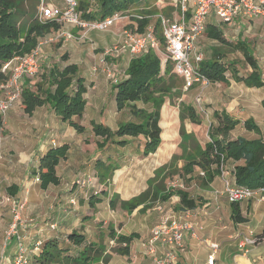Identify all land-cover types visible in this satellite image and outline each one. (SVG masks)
Masks as SVG:
<instances>
[{
	"label": "trees",
	"instance_id": "16d2710c",
	"mask_svg": "<svg viewBox=\"0 0 264 264\" xmlns=\"http://www.w3.org/2000/svg\"><path fill=\"white\" fill-rule=\"evenodd\" d=\"M76 0V10L80 12L84 20H103L116 12H126L134 6L146 4L148 0ZM41 0H0V84L6 81L8 74L1 72L4 63L15 57L30 53L36 46L39 37L58 29L54 21L40 23L38 20ZM173 10L169 6L165 15ZM143 11V10H142ZM142 15H150L148 11L140 12ZM148 17V16H147ZM149 22L144 19L139 22V30ZM158 29V24L156 25ZM208 39L215 44L208 47L209 55L204 57L200 64L201 73L210 83L227 82L226 74L246 88H264L262 71L254 57L253 49L244 39L238 38L231 42L224 37L222 31L213 25H207ZM160 39V37H159ZM239 51L244 62L250 69L247 76H240L234 62H224L230 53ZM65 59V58H64ZM172 72L171 64L162 66L161 61L154 51L131 58L124 76L112 85L113 96L118 111L128 109L136 121L122 122L112 131L103 124L91 123V129L95 136L101 138L102 143L98 148H104L109 142L124 147L127 144L125 138L138 139L142 137V156L147 157L156 152L161 143L160 111L166 99L170 97L180 98L182 80ZM86 92L84 79L78 75L76 65L60 67L53 65L41 74L38 82L31 84L26 80L21 94V109L30 116L33 111L41 106H49L63 122L73 128L77 134L84 132V127L75 121L81 119L86 104L83 95ZM137 103L150 104V111L137 107ZM264 110V100L261 101ZM180 137L185 136L183 121L200 125L202 120L192 105L179 103ZM214 122L209 125L208 141L201 148L196 142L194 150L196 154L184 156L181 168L182 174L188 176L194 169L203 173L201 186L207 189L215 177L220 176V164L228 163L232 166L231 173L235 185L247 187L251 190L263 189L264 196V130H262L252 118H246L240 122L226 111L213 112ZM242 123L244 129L257 135L256 139L247 140L242 137L229 138L230 132ZM3 119L0 115V136L4 134ZM115 138L117 140H115ZM68 145L49 149L39 159L38 177L40 188L47 189L50 185H58L59 178L56 175V166L66 158ZM181 159V155L172 159ZM171 162V161H170ZM169 162V163H170ZM163 165L154 172V177L147 181V189L137 196L121 201L123 210L132 211L142 206L141 211L151 207L156 202H165L172 196L179 198L176 205L178 211L195 210L200 202L190 198L189 194L180 188H171L166 185L169 165ZM117 167L101 165L98 168L99 181L105 182L112 177ZM114 200H110L113 207ZM230 221L236 224L246 223L248 220L242 215L239 202L230 204ZM50 228V227H49ZM109 236L115 238V246L111 251L117 255L128 256L130 243L136 237L115 236L110 231ZM71 245L78 248L75 255H71L68 249L60 247L57 240L51 239L42 244V250L38 257H34V264H88L103 258L105 261V248L100 244L86 241V238L78 233L71 232L66 236Z\"/></svg>",
	"mask_w": 264,
	"mask_h": 264
},
{
	"label": "crops",
	"instance_id": "0c3cea01",
	"mask_svg": "<svg viewBox=\"0 0 264 264\" xmlns=\"http://www.w3.org/2000/svg\"><path fill=\"white\" fill-rule=\"evenodd\" d=\"M240 20L241 19H235L231 23H228V25L239 24ZM218 24V20L213 16L208 18L207 25H213L219 28ZM219 29L223 33V30L221 28ZM76 30L77 29H73L75 33ZM118 31L117 34L114 30L104 33L90 32L88 33V37L92 43H94L92 45L95 48L102 50L105 47L107 48V46H112L120 40V34ZM200 38L197 41L198 46L201 41ZM226 39L234 42V40L229 38ZM63 46L66 47L68 54L65 63L60 67L62 68L67 65L77 66L78 75L84 79V85L86 88L83 98L87 99L86 97L90 90L94 92V89H99V91L101 90L103 93L109 91L112 94V106L110 105L111 108L104 109V112H106V110L107 112L112 111V108L117 112H121L117 110L113 96L114 92L112 85L116 82H114L113 79H109L111 77H108L106 73L103 72V68L99 69L97 67L98 71H102L107 79L111 81L110 87H107V79L105 76H103L102 73H97V70L93 71V68L96 67V61L94 60L95 57L91 54V46L89 44L80 45V42H74L73 40L67 41V43L65 41ZM121 60L125 61V66L127 67L130 57L128 54H124ZM108 62H110V60H108ZM114 70L115 69L113 68V71ZM113 77L120 78L119 74L116 73H113ZM102 88H110L111 90L104 91ZM194 88L198 89L199 87L195 86L192 89ZM101 91L100 93H102ZM87 105L88 102L86 101L83 115L81 117V125L83 127L86 120L85 117H90L86 114V110L89 109L95 113L98 112V117L96 114H92L90 118H87L90 125L91 123L103 124L109 127L112 131L117 128L113 129V127H111L113 125L108 120L110 118L109 115L108 118H102L103 105L98 104L97 109L95 106L88 108ZM167 112L168 109L162 106L159 122L161 128V143L155 153L143 157V146L141 144L139 147L136 145H129V140H132V138L127 137L125 138L127 144L124 147L115 144H107L104 148L98 149V152L94 157L89 160L91 164V167L89 168H91V171L81 169L85 165V162L83 164V161H85V155L82 161L72 160L70 155L71 147L69 141L66 140V136L72 137L75 135L76 131L71 128L67 122H63L49 106L45 105L36 108L30 116L24 114L21 109V113H23L27 119H22L21 116L17 114V109L15 108L8 112L6 122L4 120L5 118L2 117L3 127L5 129L9 127L17 128L15 132H17L21 148L23 149L20 148L17 158L7 160V155H5L6 149L4 148L5 145L0 142V264L11 263L16 252L17 243L20 241L24 246L30 249L37 240H41L45 243L48 240L54 239L58 241L60 247L68 249L69 254L75 255L79 249L71 245L66 238L71 232H78L86 238L87 242L100 244L105 248V257H107L106 261L101 258L88 264H151L149 257L145 254L143 244L150 235L153 226L156 225L164 215L171 214L170 209L168 210L166 208L167 204H175L176 206L179 198L177 196H172L165 202L157 203L160 210L157 206L156 208L153 206L152 208L146 209L144 212L141 211L143 205L132 211L123 210L120 206V202L127 201L144 191L147 188V180L150 177H153V172L157 168L163 166V161L170 159L175 152L176 146L173 143L176 141L177 130L169 135L167 132L164 133V128L162 126V119L167 117ZM226 112L240 122L244 120L240 119L237 115L230 114L228 111ZM211 122L215 123L213 117ZM240 125H242V123L238 124L236 127ZM235 128L229 134L230 139L240 137L231 136V133ZM95 139V143L102 141L98 136H95ZM63 144H68L69 148L65 160L60 161L56 166V175L59 178V184L55 186L50 185L47 189L42 190L40 188L38 177L39 159L49 149L59 147ZM127 145L131 146L129 149L132 151L135 158L133 159V161H135L133 167H136L135 176L126 175L125 177L114 179V173L116 171L114 170L111 179L106 180L105 182L99 181V175L97 173L99 166L106 165L109 166V169L112 166L119 167L117 165L119 163L117 159H120V157H118L120 156V152L117 149H125ZM82 152H85V148H82ZM114 152L117 154H114ZM153 157L160 158L153 160ZM74 164L78 166L77 169L83 170L82 175L76 176L72 171V165ZM65 169H67V171L63 174V170ZM89 174H93V176H95L94 179H96L98 183V186L93 187V189L87 187L81 188L77 185L73 186L64 182L65 180L70 181L71 177L74 178L75 176L80 177ZM220 184H222V186H220ZM213 185L217 186L218 190L209 193L207 199L204 197V199L207 200L206 202L199 198L200 205L197 209L192 210V212H197L198 210L202 211V208L198 209L201 206H209L210 208L211 213L206 216L200 214V218L195 221V224L196 226L200 224V227L206 230L209 234L208 237L213 238L214 240H216L217 237L221 238L219 243L220 247L215 255L214 264H254L255 260H252L251 262L249 258H246L244 253L242 255L235 254V251L228 248L230 243L223 244V242H230V239L233 238L235 234L233 231L234 229L240 230L239 228H246L250 224L249 217L246 215L249 206L248 201L240 202L242 215L248 221L243 224L234 225L229 219L230 202H228L225 194L222 195L221 193H216L223 189V182L220 176L215 177L209 184L208 188L211 187V189H213ZM58 188L60 189L58 190ZM6 197L19 200L20 202L24 201V199L26 200L23 211L21 212V219L24 224H22L23 226H19L16 233L11 236H7V233L13 219L12 205L5 201ZM111 199L114 200L113 207L110 206ZM244 204H246V211H243ZM213 209L215 210L214 212L212 211ZM142 214L145 216L141 217ZM145 218H147L146 222H144ZM222 220H226L227 225L230 224L232 226L231 229L225 227L227 225L226 223H223ZM50 225H54V228H49ZM110 231H113L116 237L120 235H136L130 243L128 256L117 255L111 251L116 244L114 243V246H111L110 244L112 240H115V238L109 236ZM195 240L190 234L185 235L184 241L187 245V249L192 250V252L197 245ZM206 240L207 239L203 240V242ZM238 248V252H241L242 249L240 247ZM203 250L206 257L205 261H202L201 264H206L210 250L207 245ZM192 252L186 253L183 257L180 254L178 264H189ZM31 264H34V259H32Z\"/></svg>",
	"mask_w": 264,
	"mask_h": 264
},
{
	"label": "rangeland",
	"instance_id": "374dc122",
	"mask_svg": "<svg viewBox=\"0 0 264 264\" xmlns=\"http://www.w3.org/2000/svg\"><path fill=\"white\" fill-rule=\"evenodd\" d=\"M42 1L47 5H54V6H59V7L63 6V0H42ZM89 3L91 5L94 4L92 0ZM169 6H171L170 0H148L146 4L141 3L140 5L134 6L128 11L131 12L132 14H142L140 12L148 11L150 13V15H147V16H150L149 22L154 23L155 15L160 13V11L166 12ZM227 25L220 23V22L218 24L219 28L223 30L224 36L226 38H229L234 41H236L238 38H241L249 43L250 47L253 49L254 57L262 71V78L264 80V21L261 19L240 20L239 24H231L228 26ZM133 28H134V24L131 21H124V22H119L115 24L108 30L103 31V33L108 32L110 30H114V32L117 34V31L119 30L118 33L121 34L123 30H129ZM71 32H72V38L69 40H64L63 38H60L54 41H49L50 38L54 37L55 30L38 38L37 43L38 42L42 43L40 50H39V57H38V62H39L38 65H39L40 73L37 77L29 80L31 81V84L38 82L41 74L47 71L48 68H50L51 66L55 64L62 66L65 63L66 57L68 54L66 47L63 46L65 41L67 43V41L73 40L74 42H80V45L89 44L91 46L92 44H94L89 39L88 35L86 39H81L78 35V30H76V33L73 30H71ZM207 32L208 31L206 30L203 36L200 38L201 41L199 43L201 51L203 52V57H206L209 55L208 47L215 44L214 42H211L208 39ZM91 48H92L91 54L95 57L94 60L96 61V64H95L96 68L97 67L99 69L103 68L104 70L105 68L103 64L98 63L99 62L98 60L102 56V53L106 47L101 50V49L95 48L92 45ZM158 54L157 56L159 57V59L160 57L162 58V55L160 54L158 55ZM121 59H122V56H120L116 60L113 59L110 62H107L108 66L106 65L107 68H112L111 70L112 77L109 79H113V81H116V82L121 80V78L124 76L125 69H126L125 61H124L125 59L123 61ZM227 61L236 63V68L240 76H247L250 73V69L247 66V64L244 62L243 56L239 51L230 53L226 57L224 62H227ZM161 64L165 68L166 65L171 64V61L166 59L165 63L161 62ZM113 68L115 69L114 71H113ZM103 72L100 70L98 71L97 69V73L99 74L102 73V75L105 76V78L107 79L106 75L104 74L105 72L104 73ZM113 73L119 74L120 78L113 77ZM226 76L229 78L227 82L209 83L204 88L199 87L198 89L194 88V89H189L188 91H183L182 85H181L180 98H177L175 96L173 98L170 97L169 99L165 100V103L163 105L164 107L168 109L167 117L165 119H162L163 120L162 126L164 128V133L167 132L170 135L173 133V131L175 132L177 130V137L175 138L176 141L173 143L176 146L175 152L170 157V159H166L163 161L164 162L163 165L168 164L170 161L171 162L169 164L172 163L171 165H169L170 167L168 168V171L170 172V174L167 177L166 185L171 188H177V186H180L179 188L181 190L187 192L191 198H194L199 202H200V200H198L199 198H201L202 200L206 202L207 200H205L204 197L207 199L208 194L211 192H214L215 190H218V187L213 185V189H211V187H209L210 189L209 188L203 189L201 186L203 175L200 174V171H198L197 169H194L192 174L185 176L184 174H182L181 168L184 163V156H187V154H191V156H193L197 153L196 150L193 149V147H195L196 142H198L197 145H199L202 148L203 145L208 141V133H209L208 131H209V125L212 121V112L213 111L220 112L224 110V111H228L230 114L239 116L240 119H245L248 117L252 118L255 121V123L262 130H264V110L261 107V101L264 98V89L263 88L261 89L246 88L242 83L235 82L229 76L228 73L226 74ZM109 79L106 80L107 85L106 84L105 85L107 87H110L111 81ZM178 80L180 82V79ZM102 90L108 91L111 89L102 88ZM100 91L99 89H94V92L92 90L89 91L88 96L86 97L87 99H85L88 102L87 106L88 108L95 106V108L97 109L98 104L103 105L101 116L102 118H108V115L110 116L108 120L113 125L111 126L113 127V129H115L118 126V124L122 122L136 121L131 116L127 108L122 110L121 112H117L113 108H112V111L107 112L106 110V112H104V109L111 108L112 106L111 105L112 94L109 91H108L109 93L108 92L103 93V91H101L102 93H100ZM4 97H5L4 90L0 89V101H2ZM180 102L192 105L195 108L196 112L200 115L201 120H202L200 125H195L189 122L188 120L183 121L182 124L184 126L183 128L185 131V136L182 138L179 135L180 120H179L178 107H179ZM19 103L21 104L20 98L4 114L3 117L5 118L4 119L5 122H6L8 112L12 110L13 108L17 109V114H19V116H21L22 119H27V117H25L23 113H21V106ZM136 105L137 107L143 108L147 111H149L152 108L150 104L143 105L141 103H137ZM97 113L98 112L95 113L94 111H91L89 109L86 110V114H88L90 117L92 116V114H96L98 117ZM90 117H87V116L85 117L86 120L84 122V132L82 134L75 133V135H73L72 137L66 136V140L69 141V144L71 147L70 155H71L72 160L82 161L85 155V159H84L85 161H83V164L85 162V165L81 169H87L86 171H89V170L91 171V168H89L91 167L89 160L92 159L94 155L98 152V149H100L98 148L99 146L98 144L102 143V141L98 143L96 142L97 144L95 143L96 141L95 135L92 132L90 122L88 123V120H87V118H90ZM17 118H18V115H17ZM75 121L81 124V119L75 118ZM3 129L5 132L2 136H0V142H2L5 145L4 148L6 149L5 155H7V160H13L17 158L18 152L20 151V148H21V144L19 142L17 132H15L17 128L9 127L5 129L3 127ZM231 136L232 137L240 136L248 140L257 138L256 134L252 132H247L242 127V125L236 127L235 130L231 133ZM115 140L117 139L115 138ZM142 141H143L142 137L138 138L137 140L130 139L129 145H136L139 147ZM109 144H112V143L109 142L108 145ZM129 147L131 146L127 145L125 149H122L119 147H118L119 149H117L120 152V156H118L120 157V159L119 158L117 159L119 162L117 165L119 167L115 169L116 171L114 173L115 174L114 179H117L118 177H125L126 175L135 176L136 167H133V163L135 164V161H133V159L135 158L132 154V151H130ZM68 148H69V145H68ZM82 148H85V152H82ZM114 154H117V153L114 152ZM178 155H181V159H177V157L176 159H172L173 156H178ZM153 158H154L153 160H155L156 158H160V157H153ZM77 167L78 166L76 164L72 165V171L75 173L76 176L82 175L83 170L77 169ZM63 171H64L63 174H65L67 169ZM154 172H153V177H154ZM76 176L74 178L71 177L70 181L65 180L64 182L71 184L73 186L77 185L81 188L87 187V188L93 189V187L98 186L97 180L94 179L95 176H93V174L80 176V177H76ZM153 177H150L149 179ZM87 179L91 180L89 181L90 183L84 186L79 185L81 181H84V183H86ZM121 179H124V178H121ZM222 182H223V188H224L223 179H222ZM220 186H222V184H220ZM59 189L60 188H58V190ZM216 193L217 194L221 193L222 195L225 194L223 192V189ZM225 196L227 197L226 194ZM24 201L26 202L25 199ZM247 201L249 203L248 210L246 211V204H244L243 211H246V215L249 217L250 224L246 228L245 227H243V229L239 228L240 230L234 229L233 231L235 234L233 238L230 239V242H223V244L230 243V246H228V248L235 251V254L242 255L244 253L246 258H249L251 262L252 260H255L254 264H264V240H261L260 242H258L257 245L247 246L245 248H242L241 252H238L239 248L237 247V244H238L237 237L241 236V234H247L249 232H252L253 234L260 235V236L264 234V196L263 194L257 191L256 194L250 199H248ZM6 202L11 203L12 205L11 201H6ZM157 203L158 202H156L154 205H152L149 208H152L153 206L155 208L156 206L158 207L159 205ZM166 208L168 210L170 209L172 215H174L177 220L181 218L180 217L181 214L179 213L180 211L177 210V207L175 206V204L169 203L167 204ZM201 208H202V211L198 210L197 212L195 211L190 212L191 217L189 219V221L192 222L193 227L195 229L200 228V229H197L196 231V237L191 236L194 240L196 239L195 240L196 241L195 243H197L196 248L192 252V250L187 249V245L184 241V245L186 248H185V251L181 253L183 257L186 253L192 252V257H190L191 260L189 264H201L202 261H205L206 254L204 253L203 249L206 246L207 240L210 242H215L217 244H219L221 240V238L219 237H217L216 240L208 237L209 234L206 232V230L200 227V224L196 226L195 221H197L198 218H200L199 216L200 214H203L204 216H206L207 214L211 213L209 206L208 207L201 206L198 209H201ZM22 211L23 209L21 210V212ZM212 211L214 212L215 210L213 209ZM144 216H145L144 214L141 215V217H144ZM146 220L147 218H145L144 222H146ZM222 221L223 223H226L227 225L226 220H222ZM225 227H228L231 229L232 226L228 224ZM205 239L207 240L203 242V240ZM184 240H185V237H184ZM245 250H247V252H245Z\"/></svg>",
	"mask_w": 264,
	"mask_h": 264
},
{
	"label": "built area",
	"instance_id": "2783aa9c",
	"mask_svg": "<svg viewBox=\"0 0 264 264\" xmlns=\"http://www.w3.org/2000/svg\"><path fill=\"white\" fill-rule=\"evenodd\" d=\"M173 10L169 15L158 13L155 22H148L140 31L139 22L150 18L142 14L131 12H116L103 20H84L80 12L76 10V0H63V6L47 5L42 0L39 6L38 20L40 23L54 21L58 24L54 37L49 41L60 38L69 40L72 38L71 30L77 29L81 39H86L89 32H103L119 22L131 21L133 29L123 30L120 40L104 49L99 63L103 64L104 72L112 77V68H107L108 60H116L124 54L130 58L139 57L148 51H154L162 55L160 60L165 63L166 59L171 61L172 72L182 80L183 91H188L195 86L206 87L210 82L201 73L200 64L203 62V52L197 41L206 31L207 21L213 16L220 23H231L235 19L264 21V0H170ZM158 24V29L157 25ZM160 37V39H159ZM42 43H37L35 48L28 54L15 57L4 63L1 67L2 73H8V78L0 84L4 90V99L0 101V115L4 114L21 98L22 90L26 80H31L39 75L38 65L39 50ZM158 54V55H159ZM97 68L94 67L93 71ZM117 78V77H116ZM116 82V81H114ZM232 166L228 163L220 164V177L224 181L223 192L228 201L242 202L253 197L257 191L262 193L263 189L251 190L247 187L235 185L231 173ZM203 175L202 172H200ZM81 181L79 185L90 183ZM174 187V186H173ZM180 186H177L179 188ZM5 201L12 202L13 219L7 236L15 234L19 226H23L21 210L25 201L20 202L10 197ZM160 210V207H157ZM192 211L182 210L181 218L177 220L174 215H164L160 221L151 229L150 235L143 244L145 254L149 257L151 264H178L179 255L185 251L184 237L190 234L196 237V231L191 221ZM51 229L54 225L49 226ZM252 232L241 234L238 238V247L257 245L264 240L262 236ZM114 240L111 246H114ZM42 241L37 240L29 249L20 241L17 243L16 252L10 264H31L34 257H38L42 250ZM210 250L206 264H214L215 255L219 250V244L207 242ZM245 252H247L245 250Z\"/></svg>",
	"mask_w": 264,
	"mask_h": 264
}]
</instances>
